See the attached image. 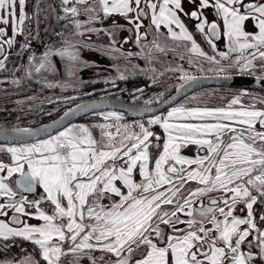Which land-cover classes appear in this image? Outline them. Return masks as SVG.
Instances as JSON below:
<instances>
[{"label": "snow or ice", "instance_id": "1", "mask_svg": "<svg viewBox=\"0 0 264 264\" xmlns=\"http://www.w3.org/2000/svg\"><path fill=\"white\" fill-rule=\"evenodd\" d=\"M185 3L193 10L186 11ZM60 6L62 18L73 26L72 36L80 39L73 43L65 38L61 47L46 48L39 60L30 56L37 73L55 72L51 57L59 56L69 80L84 84L78 73L90 65L81 58L82 48L125 55L116 46V35L127 30L138 46L151 34V46L164 52L158 42L163 28L166 40L185 42L192 55L215 65L229 60L219 72L236 70L235 65L242 73L264 74V0H60ZM25 9L26 0H0V70H6L5 47L11 49L18 36L26 40L21 50H30ZM207 9L213 10L211 23L203 11ZM182 17L196 21V31L214 51L217 46L209 37L224 39L227 52H218L219 59L208 56ZM108 19L109 29L95 27ZM101 34L108 44L92 41V35ZM128 42L126 37L123 43ZM119 79L126 77L121 74ZM180 79L192 78L185 73ZM102 116L116 123L100 125L101 141L88 127L74 125L36 143L0 145V154L7 156H0V239L29 241L39 255L0 264H81L84 258L89 264H255L257 259L264 264V210L255 207L264 205V108L244 105L234 96L223 107L180 104L154 116L147 126L120 125L123 117L116 112ZM152 126H159L163 136ZM190 146L196 147L195 156L183 154ZM14 174H19L15 189L9 183ZM36 186L42 195L29 200L24 193L35 192ZM43 204L49 205L47 211ZM21 216L26 219L21 221ZM31 219L41 223L31 224Z\"/></svg>", "mask_w": 264, "mask_h": 264}, {"label": "rangeland", "instance_id": "2", "mask_svg": "<svg viewBox=\"0 0 264 264\" xmlns=\"http://www.w3.org/2000/svg\"><path fill=\"white\" fill-rule=\"evenodd\" d=\"M25 10L27 16L30 17V19L25 21L24 25L25 34L29 31L31 32L30 50H21V44L26 42L24 36H18L17 43L13 45L11 49L7 47L4 49L3 55H8V60L6 62V70H0V126H23L32 124L36 121H41L50 116H54L58 111L64 109L66 105L69 104L68 102H65L67 96L73 94H86L97 87H110L107 92L102 94V96H126L131 101L153 103L164 97L169 92V89H171L172 86L176 84L177 80L180 79L181 75L185 73L202 74L219 72L216 70L217 68L221 66L227 68L230 63L229 60H225L221 61L220 65L212 64L203 57L195 56L189 53L183 42L173 41L172 45H169L170 43L166 40V29L162 28L161 32L164 31L165 35H162L158 42L162 46H165L164 52H160L151 46V41L154 37L150 34L147 40L141 41V46L147 45V47L144 48L143 54L136 55L141 52V46H138L136 42L133 43V39L135 40V38L133 34L127 30L120 31L116 35V46L121 47V50L125 53V55H121L120 53L102 55L98 51H94L89 48H82L80 51L81 58L87 61L90 65L87 68H83L78 73L79 79L83 80L85 82L84 84H80L79 81L75 80V78H72L71 81L69 80V77L65 74V61L59 56L51 57L52 63L56 69L55 72L41 70L40 73H37L35 71V61L32 64L29 63L30 56H35L36 59L39 60V58L43 56L46 48L55 49L61 47L65 38H69L73 43H75L80 39V37L72 36L73 26L68 23L67 20H59V15L64 16L61 11L60 0H26ZM207 12L211 14L212 10L207 9ZM80 18L82 20L87 19L85 16H81ZM182 19L188 27L186 18L182 17ZM106 21L107 20L96 23L95 27L109 29L112 22L106 23ZM120 23L126 22L121 20ZM248 29L252 30L250 22L248 24ZM145 30L149 31V33L152 32L151 29H143L142 31ZM189 31L191 32V30ZM58 33H62L63 35L58 36ZM8 34L11 35L10 28L8 29ZM198 36L199 40L197 44L208 56H216L217 59H219V56L217 55L218 52H227L228 49L224 39L215 43L217 47L216 51H214L207 43L204 34L199 33ZM126 37L129 39L127 44L123 43ZM85 39H87V37H85ZM91 39L97 45L108 44L109 42L108 38L103 34H101L100 37L92 35ZM188 46L190 47V43ZM149 49H151L150 52ZM128 52L133 53V55L128 57L126 55ZM232 55L235 56L236 54ZM181 56L184 58L180 59ZM2 58L3 56L1 55L0 59ZM256 63L259 64L260 62L257 61ZM117 68L119 71H117ZM173 68L182 69L183 71L173 72L168 70ZM234 68L236 70H229L225 72H241L238 70V66L234 65ZM28 71L31 72V78L28 77ZM121 74H123L126 78L139 76L140 78L145 79V83L147 86H150V89H145L142 93L137 91H133V93H131V88L122 89L121 86L116 87L115 85L117 82L122 81L119 79ZM258 74H260L259 71L252 73V75ZM17 80L20 81L19 84L16 83ZM66 81L71 83L70 87L44 86L45 83L62 85ZM111 86H114V88ZM135 89L139 88L137 87ZM234 96H240L244 105L255 103L257 108H264V104L259 103V100H253L254 97L264 100V90L227 86H209L192 91L167 109L144 118H129L121 111L103 109L89 113L84 116V119H79L78 121L75 120L50 135L26 142L8 144L0 143V145L19 146L24 143H36L39 140L48 139L50 136L56 135L59 131L64 130V128L74 125H84L88 127L93 137L97 141H101L102 130L100 125L109 122L113 124L116 123L115 121H105L102 114L108 112L118 113L123 117L122 121L119 122L120 125L144 123L147 126V122L154 116L166 115L168 110L180 104H187L188 106L199 105L201 107L206 106L209 108L223 107L226 106L227 102ZM193 97L196 99H192ZM108 130L115 132V128ZM136 130L138 131V129ZM160 130L163 136V131L162 129ZM196 152V147L190 146L183 151V154L192 157L196 155ZM0 156H3L4 159L7 160L6 154H0ZM15 175L16 174H14V176ZM12 178L9 180L10 184ZM136 179L139 180L138 175L136 176ZM192 186L195 187V183H193ZM42 192L43 190L41 189L39 192L40 196L42 195ZM28 199L36 200L30 198ZM104 203L107 204L108 201L105 200ZM42 207L46 211L49 209L48 204H43ZM255 207L260 210H264V205H257ZM29 211L35 210L29 209ZM237 214L239 215L240 213L237 212ZM259 215L260 211H257V219L259 218ZM183 218L184 217H182V219ZM31 221L32 222L29 220L28 222L31 224L41 223L35 219H31ZM180 227H184V225H180ZM253 250L257 251L255 248ZM28 255L29 253L25 252L21 255L19 261H22L23 258ZM94 255L100 256L101 253L96 252ZM84 259L87 260V258ZM87 263L89 264V262ZM65 264H67V261H65ZM255 264H260L259 259L256 260Z\"/></svg>", "mask_w": 264, "mask_h": 264}, {"label": "water", "instance_id": "3", "mask_svg": "<svg viewBox=\"0 0 264 264\" xmlns=\"http://www.w3.org/2000/svg\"><path fill=\"white\" fill-rule=\"evenodd\" d=\"M62 17L63 16L60 17L61 20L66 19ZM188 77H191L192 79L187 81L183 80L181 83L177 84L168 95L154 103H134L107 97L84 98L46 121L25 126H0V143H20L38 139L52 134L81 116L103 109L119 110L130 113L138 118H144L166 109L187 93L209 85L264 90V76L261 75L232 72L223 74L188 75ZM177 89L180 90L177 91ZM97 90L98 88L94 89L92 93ZM83 96L84 95L77 94L69 96L68 99H79ZM78 106L80 107L78 108ZM66 112L69 113V115L65 116ZM16 129H28L29 132H17L15 131ZM16 179H19V175L15 177V180Z\"/></svg>", "mask_w": 264, "mask_h": 264}, {"label": "flooded vegetation", "instance_id": "4", "mask_svg": "<svg viewBox=\"0 0 264 264\" xmlns=\"http://www.w3.org/2000/svg\"><path fill=\"white\" fill-rule=\"evenodd\" d=\"M184 7H185V10L186 11H191V10H193L192 9V7H191V5L190 4H188V3H185V5H184ZM204 14L206 15V17H207V19H208V22L209 23H211L214 19H215V17H214V14H213V10H212V13L210 14V13H208L207 12V10H204ZM61 16H63V15H59V20L60 21H65V20H67V19H64V20H61L60 19V17ZM184 18H186V21H187V24H188V29L189 30H191V33L193 34V36H194V39L196 40V42H198V40H199V36H198V34H199V32H197L196 31V29H195V24H196V21L195 20H192V19H189L188 17H184ZM112 21L111 20H107L106 21V23H111ZM120 22H121V20H120ZM145 24H147V20H145ZM187 26V25H186ZM143 30V29H142ZM222 30V21H218V31H221ZM206 31H207V29H206ZM162 33H165L164 31H162ZM165 35V34H164ZM209 38H211V39H213V41H214V43H216V42H220L221 40H223V39H219V40H217L215 37H209ZM165 40V39H164ZM167 42L168 43H170L169 45H172V43H173V41H171L170 39H167ZM133 43H135V40L133 39ZM184 44H185V42H183ZM133 46H134V44H133ZM1 56V55H0ZM213 73H220V72H210V73H202V74H213ZM225 73H232V72H225ZM238 73H242V72H238ZM244 73V72H243ZM198 74H200V73H197V74H187V76L188 75H198ZM223 74V73H222ZM137 80V81H139L138 82V84L136 85V86H134L133 88H131V93H133V91H137V89H135V88H139V89H142V90H145V88H146V86H147V84L145 83L146 82V80L145 79H142V78H140L139 76H135V77H133V78H126V79H124V80H122V81H125V80ZM183 80L182 79H179V80H177V82H176V84L175 85H173L172 86V88L171 89H169V92L166 94V95H168L175 87H176V85L177 84H179V83H181ZM120 82V81H119ZM119 82H117V84L115 85L116 87H120L121 85L119 84ZM209 86H221V85H209ZM209 86H205V87H209ZM112 88H114V86H111ZM227 87H232V86H227ZM98 88V90L96 91V92H94V93H92V91H90V92H88V93H86V94H78V95H84L83 97H81V98H79V99H68V97L69 96H72V95H69V96H67V98H66V100L68 101V105H66V107L64 108V109H66L67 107H69V106H71L72 104H74L75 102H77V101H79L80 99H84V98H92V97H107V98H115V99H120V100H123V101H128V102H134V103H141V102H136V101H131V100H129L128 99V97H126V96H123V97H115V96H112V95H106V96H102V94L103 93H105V92H107L108 91V89L110 88H107V87H97ZM97 88H94V89H97ZM201 88H204V87H201ZM239 88H241V87H239ZM198 89H200V88H198ZM244 89H250V88H244ZM195 90H197V89H195ZM195 90H193V91H195ZM256 90V89H255ZM192 92V91H191ZM190 93V92H189ZM189 93H187V94H189ZM186 94V95H187ZM73 95H77V94H73ZM128 95H130V94H128ZM165 95V96H166ZM186 95H184V96H186ZM164 96V97H165ZM183 96V97H184ZM163 98V97H162ZM161 98V99H162ZM182 98V97H181ZM180 98V99H181ZM179 99V100H180ZM160 100V99H159ZM178 100V101H179ZM177 102V101H176ZM175 102V103H176ZM154 103V102H153ZM174 103V104H175ZM173 105V104H172ZM171 106V105H170ZM169 106V107H170ZM168 108V107H167ZM166 108V109H167ZM64 109H62V110H60V111H58L54 116H56L57 114H59L60 112H62ZM111 110H113V109H111ZM165 110V109H164ZM119 111V110H118ZM163 111V110H162ZM121 112H123V111H121ZM161 112V111H160ZM159 113V112H158ZM54 116H52V117H54ZM85 116V115H84ZM51 117V118H52ZM82 117V116H81ZM80 118V117H79ZM79 118H77V119H75V120H79ZM143 118V117H142ZM50 119V118H49ZM48 120V119H47ZM75 120H73V121H75ZM43 121H46V120H41V121H39L38 123H40V122H43ZM73 121H71V122H73ZM71 122H69L68 124H70ZM37 124V123H36ZM68 124H66V125H68ZM28 125H34V124H28ZM65 125V126H66ZM5 126H13V125H5ZM23 126H25V125H23ZM65 126H63V127H65ZM62 127V128H63ZM61 129V128H60ZM56 132V131H55ZM54 133V132H53ZM2 144H4V143H2ZM188 155V154H187ZM19 174H16L13 178H12V180L10 181L11 182V186L15 189L16 188V185H15V183H14V181H15V177L16 176H18ZM194 183V182H193ZM40 188L38 187V186H36V191L35 192H33V193H24L28 198H30V199H40ZM0 202H4L3 201V198H0ZM13 215V213L10 211L9 212V219L11 218V216ZM0 219H3V217H0ZM20 219H21V221H23L24 219H26L25 217H23V216H21L20 217ZM30 222H32L31 220H30ZM12 226H17V225H12ZM19 226H22V225H19ZM5 244H7L8 245V247H7V249H5L4 248V245ZM245 251H247V248H245L244 249ZM25 252H27V253H29V254H34V246L32 245V244H30V242L29 241H24V240H22L21 238H14V239H12V238H10L8 241H3L2 239H0V262H4V261H13V262H15V261H19L20 260V258H21V255H23ZM253 252L255 253L256 251L255 250H253ZM35 255V257H36V259H39V255H38V250L36 251V253L34 254ZM88 261L86 260V259H82L81 260V264H88L87 263Z\"/></svg>", "mask_w": 264, "mask_h": 264}, {"label": "trees", "instance_id": "5", "mask_svg": "<svg viewBox=\"0 0 264 264\" xmlns=\"http://www.w3.org/2000/svg\"><path fill=\"white\" fill-rule=\"evenodd\" d=\"M138 82L139 81H137V80H125V81H120L119 82V84L121 85V88L122 89H130V88H132V87H134V86H136L137 84H138ZM145 89H150V86H146V88ZM123 114H125L127 117H129V118H135L136 116H134V115H132V114H130V113H127V112H123ZM52 116H50V117H48V118H46V119H43V120H47V119H49V118H51ZM79 119H84V116H82V117H80ZM39 121H36V122H34V123H32V124H36V123H38ZM153 127V130L158 134V135H161L162 136V132H161V130H160V128L158 127V126H152ZM161 142H162V140H161Z\"/></svg>", "mask_w": 264, "mask_h": 264}, {"label": "crops", "instance_id": "6", "mask_svg": "<svg viewBox=\"0 0 264 264\" xmlns=\"http://www.w3.org/2000/svg\"><path fill=\"white\" fill-rule=\"evenodd\" d=\"M258 75H264V74L260 73V74H258Z\"/></svg>", "mask_w": 264, "mask_h": 264}]
</instances>
